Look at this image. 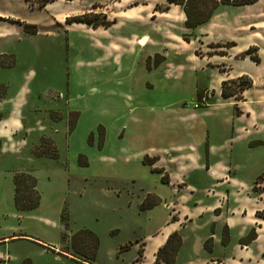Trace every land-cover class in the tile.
Returning <instances> with one entry per match:
<instances>
[{"label": "crops", "instance_id": "obj_1", "mask_svg": "<svg viewBox=\"0 0 264 264\" xmlns=\"http://www.w3.org/2000/svg\"><path fill=\"white\" fill-rule=\"evenodd\" d=\"M258 2L244 9L236 8L241 11L238 16L245 24L237 28V33L247 35L244 41L233 36L230 30L226 31L228 26L222 16L228 8H234L231 6H220L208 23L193 30L200 37L197 41L202 52L207 46L202 41L216 45L233 42L235 46L224 48V55L196 56V46L182 42L174 29L172 34L160 35L149 25L146 27L151 29L149 34L133 29L125 34L122 27L113 29L115 26L108 29L116 31V35L108 43L95 46L103 54L100 66L93 68L97 63H89L90 71L84 70L85 76L79 80L67 76L63 81V101L56 97L55 102L48 105L50 118L44 111L48 118L43 121L61 124L65 135H71L90 102L89 98L98 96L102 97L99 98L101 101L107 100L102 107L111 116L110 123H100L89 132L93 136L89 146L99 149L98 158L91 163L97 161L98 165L91 167V175L107 185L109 192L117 197L132 189L138 210L130 220V226L140 230L136 243L142 251L143 264H156L157 252L174 234L180 240L174 261L177 259L180 264H263L264 219L256 218L255 214L264 210V71L261 70L264 37L256 29L253 34L248 33L251 26H262V23L259 20L252 22V17L245 11ZM166 15H172L171 9ZM178 17L177 26H180L184 21L180 9ZM256 19L263 20L264 11L257 13ZM123 22L125 26H141L136 19ZM172 24L175 26L176 23L172 21ZM258 35L262 36V41ZM250 47L257 48L259 63L246 57L236 58ZM152 60L155 62L149 68ZM237 63H250L253 66L251 73L234 71L232 66ZM3 64L0 66L7 67L5 62ZM173 68L178 73L168 75L169 69ZM158 69L165 73L162 71L160 77L143 80L145 73ZM209 70H217L218 74L205 84L207 80H202L198 74H207ZM186 72L188 74L184 75ZM137 74L141 76L138 79ZM241 76L252 80L251 87L242 94V100L222 99L221 83ZM29 85L28 81L27 87L19 84L12 97L1 94V138L8 136L5 133L32 130L35 119L25 113L33 94ZM7 86L8 82L1 83V91ZM207 93H210L211 102L198 106ZM36 94L37 99L43 97L40 91ZM32 112L30 109L29 113ZM56 112H60L62 118ZM72 115H75L74 125L69 126ZM96 130L100 131V137L95 140ZM54 139V144L50 139L46 143L58 151L59 143ZM41 140L28 155L40 156L34 148L40 146ZM5 143L1 146L0 156L8 155L14 159L17 145ZM21 154L15 159L24 156L23 151ZM144 159L153 162L148 165ZM147 196L156 197L159 203L140 210ZM46 223L56 225L48 220ZM253 228L256 239L248 245L240 244L239 240ZM15 237L0 238V244L6 247ZM208 240L209 249L206 250L204 245ZM55 251L78 259L60 249L55 248ZM207 251L214 254L210 256ZM4 253L7 254L6 250Z\"/></svg>", "mask_w": 264, "mask_h": 264}, {"label": "rangeland", "instance_id": "obj_2", "mask_svg": "<svg viewBox=\"0 0 264 264\" xmlns=\"http://www.w3.org/2000/svg\"><path fill=\"white\" fill-rule=\"evenodd\" d=\"M40 1L42 0H0V54H3L0 56V65L5 62L7 66H0V84L8 82L7 88L2 91L0 89V96L5 94L12 97L19 84L26 86L28 81L33 94L25 113L31 114L35 119L31 131L24 129L16 133H5L8 136L0 137V149L5 142L7 145H17L14 147V159L8 155L0 156V238L16 236L6 247L5 244H0V264H143L142 251L139 255L136 243L140 230L130 226V220L138 210L135 205L136 197L131 194L132 189H129L128 194L117 197L109 192L107 185L91 175V167L98 165L97 161L91 163L98 158L99 149L89 146L93 137L89 132L91 127L100 123H110L111 116L102 107L107 100L101 101L99 98L102 97L98 96L89 98L90 102L83 109L82 117L71 135H65L63 125L43 121L49 117L48 105L55 102L56 97L63 101V81L67 76H73L74 81L79 80L85 76L84 70L90 71L89 63H97L93 68L100 66L103 54L95 46L108 43L116 35L114 30L107 31L114 26L113 29L122 27L121 31L125 34L131 29L149 34L151 29L146 28L148 25L156 28L159 35L172 34L170 32L174 29L180 34L182 42L196 46L194 54L198 57L202 54L224 55L225 49L233 47L230 44L234 43L225 42L215 47L216 44L210 41H202L203 45H207L202 52L197 41L200 37L186 29L184 21L177 26L180 22V8L168 6L167 0H77L71 4L65 0H54L44 7L40 6ZM245 6L249 5L231 6L234 8H228L225 17L222 16L224 24L228 26L226 31L230 30L233 36L243 41L247 35L237 33V28L245 24L238 16L241 11L236 8L244 9ZM170 9L172 15H166ZM245 11L252 17V22L259 20L262 23V26H251L248 33L253 34L256 29L264 37V19L255 20V15L264 11V0ZM127 19H136L141 26H125L123 21L127 22ZM117 21L119 25L116 26ZM172 21L176 23L175 26L171 25ZM107 23H110L107 28L98 25ZM93 25L98 26L93 28ZM24 26L29 31H36V34H26ZM257 37L262 41V36ZM248 50L259 63L257 48L250 47ZM245 53L246 51L236 58H249V55L242 56ZM154 60L158 59L155 57ZM155 61L149 63V68ZM111 64L112 62L110 66ZM252 67L250 63L232 66L234 71L243 70L247 73H251ZM261 70L264 71V62ZM162 71L165 73L163 69L145 73L142 78L160 77ZM167 73L173 76L178 71L173 68ZM187 74L188 72L184 75ZM217 74V70H209V73L198 76L207 80V84ZM120 75L121 73L116 77ZM138 76L141 77L137 74V79ZM37 91L41 92V99H37ZM209 95L210 93L205 94V98L197 105L210 103ZM84 105L85 103L83 107ZM30 109L33 110L32 113H29ZM56 113L62 118L60 112ZM74 121L75 115L70 116L69 126L74 125ZM99 132L96 130L94 133L95 140L100 137ZM47 138L51 140V144H54L52 139L56 138L59 143L58 151L48 144ZM39 140L41 144L34 148V152L40 156L28 155L34 146H38ZM26 145L28 147L24 148ZM22 151L24 156L15 159L22 155ZM20 173L28 174L36 180L40 201L35 210L18 211L14 206V176ZM127 185L131 187V184ZM129 202L131 205H127ZM46 220L56 225L51 226ZM55 248L78 259L55 251ZM211 253L212 251H207L210 256L214 254ZM180 263L175 259L172 264Z\"/></svg>", "mask_w": 264, "mask_h": 264}, {"label": "trees", "instance_id": "obj_3", "mask_svg": "<svg viewBox=\"0 0 264 264\" xmlns=\"http://www.w3.org/2000/svg\"><path fill=\"white\" fill-rule=\"evenodd\" d=\"M53 1L54 0H42L40 1V6L44 7L45 5ZM257 1L258 0H167V3L168 6L175 5L182 10L185 17L183 24L184 27L190 31H193L197 27L208 23L213 18L216 10L220 6H244L254 4ZM98 25H102L107 28V25L109 26L110 23ZM97 26L93 25V28H97ZM24 32L26 34H36V31H29L26 26H24ZM185 41L187 40L185 39ZM230 46H234V44L231 43ZM215 47H218V45H216ZM245 55H249L250 60L258 63V59L256 57H252L249 50L246 51V53L242 56ZM251 85L252 80L248 76H241L234 80L223 81L221 83L220 96L224 100L232 98L235 102H240L242 100V94L246 90H248ZM235 111L236 113L238 112L237 108H235ZM143 162L151 165L153 160L148 161L144 159ZM35 181L36 180L32 176L24 173H20L14 176V206L16 210L28 212L35 210L38 207L40 197L38 192L36 191ZM158 203L159 199H157L156 197L147 196L144 202L140 205V209L144 210L147 208H152ZM255 216L259 219H264V211L257 212ZM89 235L91 236L92 234L90 233ZM256 236V231L254 229H251L246 236L239 240V243L242 245H248L256 239ZM93 238L94 240H96L95 237ZM209 242L210 240L206 241L204 245L206 250L209 249ZM179 246L180 240L178 236L175 234L172 235L167 243L157 252L155 263L159 264L161 262L164 264H172L174 262V257ZM138 254H141V249L138 250ZM262 258L264 261V254L262 255Z\"/></svg>", "mask_w": 264, "mask_h": 264}, {"label": "built area", "instance_id": "obj_4", "mask_svg": "<svg viewBox=\"0 0 264 264\" xmlns=\"http://www.w3.org/2000/svg\"><path fill=\"white\" fill-rule=\"evenodd\" d=\"M2 264H4V263H2Z\"/></svg>", "mask_w": 264, "mask_h": 264}]
</instances>
